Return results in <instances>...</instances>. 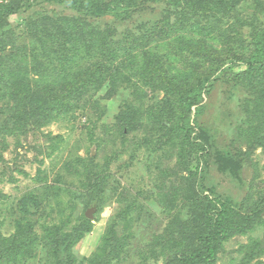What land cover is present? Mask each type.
Segmentation results:
<instances>
[{
  "label": "trees",
  "instance_id": "obj_1",
  "mask_svg": "<svg viewBox=\"0 0 264 264\" xmlns=\"http://www.w3.org/2000/svg\"><path fill=\"white\" fill-rule=\"evenodd\" d=\"M33 1L66 5L71 12L38 11L21 22L22 28H11L7 19ZM156 4L164 7L159 20H138L137 31L122 27L140 10ZM249 5L248 0H0L1 147L7 146L6 137H15L18 143L21 136L53 121L74 119L76 111L97 106V96L110 98L120 87H135V78L159 90L157 107L148 114L150 128L166 138L164 145L177 147L178 166L188 175L182 179L181 206L169 218L167 237H152L138 254L147 260L170 250L171 258L164 264H216L224 241L251 234L264 224V188L257 194L247 192L237 204L212 188L205 193L193 187L202 172L199 161L211 157L219 172L240 179L247 154L258 147L264 150V7L260 18L252 20L257 25L248 39L240 37L235 25L229 27L231 20L239 22ZM15 39L30 40L29 46L15 49L21 61L15 58ZM7 46L13 53H6ZM179 57L185 66L187 60L189 64L169 68V62ZM220 82L232 85L227 95L242 93L238 124L246 129L235 136L233 143L242 145L235 154L214 148L213 135L202 122L204 95ZM140 117L137 105L123 104L115 115L114 135L125 140L144 125ZM50 134L43 135L53 151L58 141ZM88 160L94 161L92 156ZM82 162L79 156L67 159L63 166L68 175L61 173V167L49 182L47 173L41 172L37 179H45L43 185L19 200L13 231L6 235L0 229V264H116L129 259L135 244L149 236L155 215L137 200L140 195L147 199L145 188L130 191L117 180L110 184L109 174L86 169ZM81 165L87 180L83 188L91 194L83 198L81 189L80 200L62 187L64 178H74ZM63 193L84 205L74 220ZM114 195L123 205L111 216L93 257L80 258L75 246L93 228V219L85 216L87 207L100 210ZM159 196L168 204L172 201L170 192L161 191ZM57 201L62 205L61 221L44 224L39 212L50 215ZM262 253L264 247L253 241L243 263Z\"/></svg>",
  "mask_w": 264,
  "mask_h": 264
},
{
  "label": "rangeland",
  "instance_id": "obj_2",
  "mask_svg": "<svg viewBox=\"0 0 264 264\" xmlns=\"http://www.w3.org/2000/svg\"><path fill=\"white\" fill-rule=\"evenodd\" d=\"M255 1L248 0L250 2L248 10L244 12L239 22L234 23L231 20L232 23L229 25V27L232 24V27L236 26L239 35L241 34L240 37L245 39H248L249 32L257 25L252 20L254 18L259 19L263 12L261 8L264 7V0H259L261 4H257ZM163 8V5L158 4L146 6L145 10H140L141 14L135 15L122 27L133 31L136 30L138 20H159ZM38 11L55 15L71 12L66 5L33 1L29 8L11 15L7 19V24L15 30L20 29L23 20L32 17ZM15 43L14 52H16V48L22 45L27 44L29 46L30 40L24 43L15 39ZM6 49L9 54L13 53L10 46H7ZM15 58L21 61V54L16 52ZM183 61L180 60V57L173 59L169 62V68L171 66L185 68L189 61H186V66ZM240 67L242 66H238L237 69L240 70ZM134 83L136 86L131 89L120 87L119 91L110 98L100 99L97 96V106H89L86 112L76 111L74 119L65 118L53 121L49 126L42 127L39 131H32L26 136H21L18 143H16L15 137H6L7 146L1 147L0 145V223L2 222L0 229L3 233L8 235L13 231V219L20 215L19 200L21 197L43 185L45 179H37L41 172L44 170L47 173L46 181L48 182L57 170H61V167L63 168L61 173L68 175L65 173L64 162L71 157L79 156L84 161L82 164L86 169L109 174L110 184L113 183V180H117L130 191H134L138 187L145 188L147 199L140 195L137 200L150 208V211L155 215V227L151 228L149 236L147 238L145 236L144 241L138 245L136 243L134 250L130 249L131 255L129 259H126L127 261H120L121 263L116 264H164L167 259L171 258L168 254L170 250L164 251L162 254L159 253L156 258L152 257L147 260L141 258L138 251L142 247L145 248L152 237L153 239L158 236L167 237L164 235L167 234L171 222L169 218L181 206L180 198L185 187L182 179L188 173L178 166L177 147L164 145L162 141H165L166 138L160 137V132L157 133L150 128L152 122L148 114L156 109L157 101L161 98L162 93L159 90L149 88L136 78ZM231 86L229 83L220 82L216 84L209 95H204L203 103H206L207 107L202 116V122L208 126L209 132L213 135L214 148L235 154L238 153V149L242 148L240 147L241 144L233 143L234 139H238L235 136L238 135L239 131L243 132L246 128L243 124H238L240 114L238 99H241L242 93L238 90L233 92L234 97L227 95L226 89ZM125 103L139 107L140 119L144 125L132 130L128 133L127 138L122 140V138L114 135L113 124L115 115ZM47 132L56 136L58 141V146L53 151L50 147L52 145L49 138L43 135ZM144 139L147 144L144 143ZM156 146H162V149L157 150ZM91 156L94 161L88 163V158ZM246 157L243 169L239 173L240 179L233 178L228 173L219 172L211 157L206 159L207 161H199V169L202 172L198 175V181H195L193 187L198 191L204 190L205 193L208 192L207 189L212 188L219 195L230 197L237 204L244 199L247 192L254 191V194H257L264 188V150L258 147L250 151ZM74 175V178H64V187L62 188L72 190L75 197L81 200V196L78 195L81 189L83 198L91 194L90 190L85 191L86 188H83L84 182L87 180L83 177L82 165L79 173ZM161 191L172 194V201L169 204L162 199V195L159 196ZM72 198L68 193L62 195L63 201L69 199L66 203L69 204L67 211L69 214L71 210V219L74 220L82 213L84 205ZM122 205L123 201L118 202L117 196L114 195L111 200L109 199L102 205L100 210L97 209L93 212L92 231L86 234L75 246L76 255L80 258L93 257L101 243L111 216L117 215ZM61 207L62 205L57 201L50 215L41 210L42 212H39L41 222L48 224L61 221ZM169 209L170 211L167 212ZM37 226L38 228L35 227V230L39 231L40 226ZM163 238L161 243L166 244ZM253 241L264 247V224L251 234L235 235L224 241L218 251L216 264H255L258 260L264 262V253H262L250 263L246 261L243 263L246 251ZM33 264H38V262L35 261Z\"/></svg>",
  "mask_w": 264,
  "mask_h": 264
},
{
  "label": "water",
  "instance_id": "obj_3",
  "mask_svg": "<svg viewBox=\"0 0 264 264\" xmlns=\"http://www.w3.org/2000/svg\"><path fill=\"white\" fill-rule=\"evenodd\" d=\"M6 53L8 54V51H6ZM96 210L95 206H91L90 208H88L85 212V216L92 220L93 219V212Z\"/></svg>",
  "mask_w": 264,
  "mask_h": 264
}]
</instances>
